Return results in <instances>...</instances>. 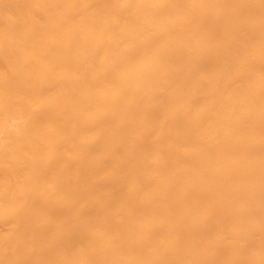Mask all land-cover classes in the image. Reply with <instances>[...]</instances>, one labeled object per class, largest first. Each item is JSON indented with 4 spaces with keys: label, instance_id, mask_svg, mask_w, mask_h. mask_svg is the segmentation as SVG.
I'll return each instance as SVG.
<instances>
[{
    "label": "bare ground",
    "instance_id": "obj_1",
    "mask_svg": "<svg viewBox=\"0 0 264 264\" xmlns=\"http://www.w3.org/2000/svg\"><path fill=\"white\" fill-rule=\"evenodd\" d=\"M0 264H264V0H0Z\"/></svg>",
    "mask_w": 264,
    "mask_h": 264
}]
</instances>
